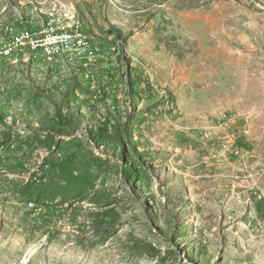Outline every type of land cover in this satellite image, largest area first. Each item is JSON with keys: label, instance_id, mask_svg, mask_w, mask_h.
Returning a JSON list of instances; mask_svg holds the SVG:
<instances>
[{"label": "rangeland", "instance_id": "374dc122", "mask_svg": "<svg viewBox=\"0 0 264 264\" xmlns=\"http://www.w3.org/2000/svg\"><path fill=\"white\" fill-rule=\"evenodd\" d=\"M60 1L107 41L0 63V264H264V0ZM32 16L0 0V25Z\"/></svg>", "mask_w": 264, "mask_h": 264}, {"label": "built area", "instance_id": "2783aa9c", "mask_svg": "<svg viewBox=\"0 0 264 264\" xmlns=\"http://www.w3.org/2000/svg\"><path fill=\"white\" fill-rule=\"evenodd\" d=\"M34 3L37 16L24 25H0V63L15 56L46 60L50 70L57 71L60 58L77 59L86 63L94 55H101L102 43L84 28L83 19L72 2L60 0H29ZM106 47L116 56L127 53L122 41L107 42Z\"/></svg>", "mask_w": 264, "mask_h": 264}, {"label": "trees", "instance_id": "16d2710c", "mask_svg": "<svg viewBox=\"0 0 264 264\" xmlns=\"http://www.w3.org/2000/svg\"><path fill=\"white\" fill-rule=\"evenodd\" d=\"M0 121H3L2 115H0ZM57 122H58V133L61 135H71V125H72V119L68 118L67 115L60 117L57 116ZM107 132L106 128H101L100 133H98V141L99 145L102 142V139H105V133ZM11 137V129H7L3 132V135L1 137L2 140H7ZM0 139V140H1ZM120 142L122 145L123 141L120 139ZM1 144L2 141H1ZM47 167H50L48 163H44L41 165L42 170H46ZM37 174V173H36ZM34 174V180L28 181L26 185L24 186L26 192H24V196L29 198V200H37L38 203H41L45 206H49L50 202L56 199L57 194L54 193L53 189H51L49 186L51 185L50 182L45 181L46 173H40L38 176ZM38 180V182L36 181ZM37 191V192H36Z\"/></svg>", "mask_w": 264, "mask_h": 264}, {"label": "crops", "instance_id": "0c3cea01", "mask_svg": "<svg viewBox=\"0 0 264 264\" xmlns=\"http://www.w3.org/2000/svg\"><path fill=\"white\" fill-rule=\"evenodd\" d=\"M74 1H76V0H74ZM29 9H30V7H29ZM107 37V36H106ZM109 38V37H108ZM97 40H98V38H97ZM102 43H105L104 41H107L106 40V38H105V36L103 37V39L102 40H100Z\"/></svg>", "mask_w": 264, "mask_h": 264}]
</instances>
